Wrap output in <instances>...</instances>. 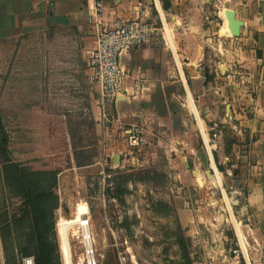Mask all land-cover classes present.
I'll return each mask as SVG.
<instances>
[{
    "label": "crops",
    "instance_id": "0c3cea01",
    "mask_svg": "<svg viewBox=\"0 0 264 264\" xmlns=\"http://www.w3.org/2000/svg\"><path fill=\"white\" fill-rule=\"evenodd\" d=\"M102 2L105 24L139 17L155 28L149 41L120 55L125 92L110 105V122L101 120L86 79L95 0H0V40L36 39L40 60L28 67L36 72V93L45 96L46 85H55L60 101L63 91L73 89L77 98L88 92L94 146L104 157L117 165L176 168L168 171L182 184L173 205L186 235L199 245L197 264L210 258L222 264L221 250L237 243L254 259L251 247L264 248V0ZM226 8L242 20L236 36L223 30ZM133 122L142 125L145 141L130 150L124 135ZM214 123L224 124L216 145L210 143ZM70 147L68 167L97 169V154L79 155L77 164L78 149ZM57 191L65 201V187Z\"/></svg>",
    "mask_w": 264,
    "mask_h": 264
},
{
    "label": "rangeland",
    "instance_id": "374dc122",
    "mask_svg": "<svg viewBox=\"0 0 264 264\" xmlns=\"http://www.w3.org/2000/svg\"><path fill=\"white\" fill-rule=\"evenodd\" d=\"M39 57L35 38L0 40V140H5L3 146L0 141V220L5 212H15L23 200L20 172L47 170L49 181L54 170V189L58 195L57 187H65L67 196L65 201L58 199L54 211L55 238L62 264L57 221L75 219V206L82 204L86 210L85 203L89 207L96 264H197L199 245L186 235L173 205L175 189L180 190L182 184L168 171L176 168L153 163L144 167L117 165L104 157L94 146L88 92L77 98L73 89L66 94L63 91L59 101L53 94L55 85H46L45 96L34 90L32 74L36 72L28 67L35 65ZM111 119L101 118L104 123ZM71 143L76 145L75 152L81 159L97 154L96 170L76 172L68 167ZM192 204L189 203L190 208L197 207L195 201ZM67 232L72 264H86L78 226L71 224ZM0 264H5L1 238Z\"/></svg>",
    "mask_w": 264,
    "mask_h": 264
},
{
    "label": "built area",
    "instance_id": "2783aa9c",
    "mask_svg": "<svg viewBox=\"0 0 264 264\" xmlns=\"http://www.w3.org/2000/svg\"><path fill=\"white\" fill-rule=\"evenodd\" d=\"M103 10L102 0H95L94 6L88 16L94 36V46L90 49L86 60V79L95 92L96 103L102 110L105 120L110 118L109 107L125 92V71L120 64V55L123 51L139 46L150 40L154 26L148 21L136 17L122 19L115 17L110 24L100 19ZM109 116V117H108ZM230 116L228 115V118ZM224 124L214 123L211 126L210 143L216 145ZM236 129V126H233ZM124 140L130 150L140 147L144 143L143 127L139 123H130L126 129ZM236 191H230L232 203H236ZM221 210H224L222 207ZM227 222V218H225ZM79 237L84 245L86 264H96L93 258L92 235L89 229L88 213L84 214L76 224ZM256 257L250 258L247 249L239 243L227 250H221L222 264H264V248L259 245L251 247ZM22 264H35L32 255L22 257ZM207 264H215L209 259Z\"/></svg>",
    "mask_w": 264,
    "mask_h": 264
},
{
    "label": "trees",
    "instance_id": "16d2710c",
    "mask_svg": "<svg viewBox=\"0 0 264 264\" xmlns=\"http://www.w3.org/2000/svg\"><path fill=\"white\" fill-rule=\"evenodd\" d=\"M0 141L5 145L4 139ZM75 157L79 164L78 155ZM49 173L47 170L20 172L23 200L15 212H5L0 220L5 264H20L26 255H32L35 264H62L54 230V211L59 198L53 180L57 172L52 170L53 177L48 181ZM185 256L190 262L188 254Z\"/></svg>",
    "mask_w": 264,
    "mask_h": 264
},
{
    "label": "bare ground",
    "instance_id": "6f19581e",
    "mask_svg": "<svg viewBox=\"0 0 264 264\" xmlns=\"http://www.w3.org/2000/svg\"><path fill=\"white\" fill-rule=\"evenodd\" d=\"M224 29L228 30V22H226V20H225V26H224L223 30ZM77 209H78V212H77V216L75 217V219L67 220V221H65V220L62 221L61 219H59L57 221V233H58V236H59V242H60V245H61V250H62V256H63L64 264H72L70 251H69V245H68V236H69L68 233L69 232H67V230L68 231L70 230V225L71 224H78L79 220L82 218V216L86 212V210L83 208L82 204H78Z\"/></svg>",
    "mask_w": 264,
    "mask_h": 264
},
{
    "label": "water",
    "instance_id": "95a60500",
    "mask_svg": "<svg viewBox=\"0 0 264 264\" xmlns=\"http://www.w3.org/2000/svg\"><path fill=\"white\" fill-rule=\"evenodd\" d=\"M224 14L228 22V29L230 33L234 36L238 35L239 28L242 25V20L235 17V13L232 9L226 8L224 10Z\"/></svg>",
    "mask_w": 264,
    "mask_h": 264
}]
</instances>
